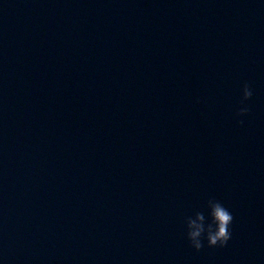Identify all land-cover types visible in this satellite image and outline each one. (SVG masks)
Wrapping results in <instances>:
<instances>
[{"label": "water", "instance_id": "95a60500", "mask_svg": "<svg viewBox=\"0 0 264 264\" xmlns=\"http://www.w3.org/2000/svg\"><path fill=\"white\" fill-rule=\"evenodd\" d=\"M0 264H264V3L0 0Z\"/></svg>", "mask_w": 264, "mask_h": 264}, {"label": "clouds", "instance_id": "9594fccd", "mask_svg": "<svg viewBox=\"0 0 264 264\" xmlns=\"http://www.w3.org/2000/svg\"><path fill=\"white\" fill-rule=\"evenodd\" d=\"M264 3V0H261ZM243 99L247 100L252 96V90L247 83L242 88ZM237 110V115L246 114L249 109L243 105ZM243 123V121H241ZM209 215L211 222L206 223L202 213H197L195 219L189 218L186 226V236L190 245L199 251L206 240L209 247H225L232 237L231 225L233 214L228 207L220 201H209Z\"/></svg>", "mask_w": 264, "mask_h": 264}]
</instances>
